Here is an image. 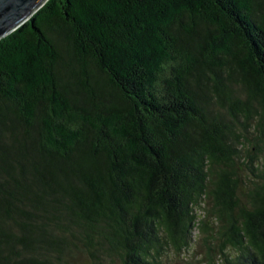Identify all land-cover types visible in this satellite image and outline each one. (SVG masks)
Instances as JSON below:
<instances>
[{
  "label": "trees",
  "instance_id": "obj_1",
  "mask_svg": "<svg viewBox=\"0 0 264 264\" xmlns=\"http://www.w3.org/2000/svg\"><path fill=\"white\" fill-rule=\"evenodd\" d=\"M263 154L264 0H48L0 40V264H264Z\"/></svg>",
  "mask_w": 264,
  "mask_h": 264
},
{
  "label": "water",
  "instance_id": "obj_2",
  "mask_svg": "<svg viewBox=\"0 0 264 264\" xmlns=\"http://www.w3.org/2000/svg\"><path fill=\"white\" fill-rule=\"evenodd\" d=\"M48 0H0V40L28 22Z\"/></svg>",
  "mask_w": 264,
  "mask_h": 264
},
{
  "label": "rangeland",
  "instance_id": "obj_3",
  "mask_svg": "<svg viewBox=\"0 0 264 264\" xmlns=\"http://www.w3.org/2000/svg\"><path fill=\"white\" fill-rule=\"evenodd\" d=\"M253 137L254 136H250V140L245 142L246 150H243L244 153H247L248 149L252 146ZM243 176L245 177L244 174ZM198 213L200 212L198 211ZM215 259L218 260L217 258ZM78 260L82 261L83 259L78 258ZM163 261V264H208V247L199 239V242L194 245L190 253H185V255L182 256V254H177L171 250L168 252V255L164 257Z\"/></svg>",
  "mask_w": 264,
  "mask_h": 264
}]
</instances>
